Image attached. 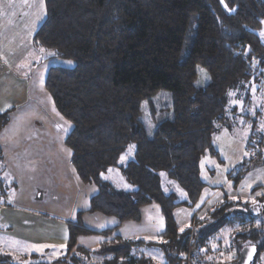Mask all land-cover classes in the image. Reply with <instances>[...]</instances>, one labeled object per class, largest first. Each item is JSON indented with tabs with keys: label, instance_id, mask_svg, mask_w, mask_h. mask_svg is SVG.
<instances>
[{
	"label": "trees",
	"instance_id": "trees-1",
	"mask_svg": "<svg viewBox=\"0 0 264 264\" xmlns=\"http://www.w3.org/2000/svg\"><path fill=\"white\" fill-rule=\"evenodd\" d=\"M44 7L31 43L73 63L49 66L43 85L70 124L64 143L72 167L82 183L97 188L87 211L137 222L142 206L157 204L164 218L153 240L114 239L105 250L77 246L71 252L76 237L89 233L77 218L79 226H69L67 251L51 264L153 263L137 249L142 245L155 248L165 264H215L222 260L214 259L212 247L220 248L225 229L237 250L255 244L257 260L264 249V205L260 211L251 205L264 196L251 202L223 197L192 214L184 227L174 210L198 202L205 186L199 162L206 151L217 154L212 137L228 121L229 89L262 83L264 42L257 31L264 0H44ZM8 120L9 111L1 112L0 129ZM250 122L247 146H260L264 128L256 129L255 118ZM126 153L130 157L120 162ZM112 168L130 189L117 190L103 178ZM161 172L184 198L164 189ZM7 186L0 176V201ZM30 257L28 264H49ZM0 264L20 263L0 251Z\"/></svg>",
	"mask_w": 264,
	"mask_h": 264
},
{
	"label": "crops",
	"instance_id": "crops-1",
	"mask_svg": "<svg viewBox=\"0 0 264 264\" xmlns=\"http://www.w3.org/2000/svg\"><path fill=\"white\" fill-rule=\"evenodd\" d=\"M13 1L0 0V113H10L0 129V176L9 188L0 201V251L18 258H58L67 251L69 226H79L77 218L89 233L76 237L71 252L77 246L105 250L104 245L109 247L114 239L125 243L156 238L164 229L157 204L142 206L137 222H120L113 216L87 211L97 188L82 183L70 163V150L64 143L70 124L56 112L43 87L49 65L41 63L31 33L27 37L30 46L19 57L5 44L14 37L8 34L12 25L25 18L27 24L32 20H28L23 4ZM110 228L113 231L104 232ZM90 235L98 237L88 243L86 236Z\"/></svg>",
	"mask_w": 264,
	"mask_h": 264
},
{
	"label": "rangeland",
	"instance_id": "rangeland-1",
	"mask_svg": "<svg viewBox=\"0 0 264 264\" xmlns=\"http://www.w3.org/2000/svg\"><path fill=\"white\" fill-rule=\"evenodd\" d=\"M15 2L18 6L23 4L24 10L27 11L26 14L30 16L28 20L31 18L35 21V23L31 24L32 20H29L27 24L25 18L21 23L18 22L16 25H12V28L8 30V34H12L14 37L11 41L6 40L5 44H8V49L19 57L30 46L29 40L27 39L28 34L31 33V37L34 33L36 29L34 25L37 27L38 23H40L44 17L45 7L44 0L42 6L41 0H15L12 3ZM37 20L38 22H36ZM262 22H264V20ZM257 32L264 42V23L261 24ZM34 48L36 50L38 49L36 47ZM38 50L41 54V63L43 64L68 67L73 65L70 60L49 57V53H44L40 49ZM26 69H24V72L27 71ZM261 81L262 83L259 84V82L251 80L248 83L229 89L227 93L228 105L226 117L228 121L219 124L212 137V145L217 154H210L206 151L201 157L199 162V177L205 186L200 193L198 202L193 207L190 208L180 205L174 210V218L179 227L188 225L192 214H201L205 209L211 207L223 197L239 200L241 202H251L264 196V142L261 141L259 143L260 146H258L256 142H253L251 146H247L250 132V119L255 118L257 120L256 129L258 131L264 128V78H262ZM256 139L257 136L255 140ZM127 154L129 153L121 156L120 162H125V160L130 157H127ZM237 175H239V178L236 181L235 177ZM160 177L164 189L174 192L179 200L184 198V193L177 184L169 181L163 172L160 173ZM103 178L117 190H128L131 188L130 184L124 180L119 171L115 168L109 169L104 173ZM40 190L36 192V195H38ZM9 192H11V189ZM228 235L229 229L221 231L218 236L221 240L220 248L217 244H213L212 249L217 250L213 254V257H215L214 259L228 261L235 258L233 255L234 253L237 254L238 250L230 243ZM95 236L98 237V235L86 236L88 243H90ZM152 239L155 238H149V240ZM136 248L137 247H133L134 250L140 249L139 251L143 252L144 255L152 258L155 263L153 262L150 264H165L155 248L149 249L145 245ZM8 255L11 261L20 264H28L33 260L30 256L18 258L11 257V253H8ZM40 259H42V257L39 258V260ZM95 259L96 258L93 260ZM101 259L103 258H100V260ZM43 260L51 264L58 259L49 257L47 259L43 258ZM61 261L66 260L62 258ZM68 262L69 261H67V263ZM188 263L192 264V262ZM78 264L84 263L79 262ZM255 264H264V249L259 252Z\"/></svg>",
	"mask_w": 264,
	"mask_h": 264
},
{
	"label": "water",
	"instance_id": "water-1",
	"mask_svg": "<svg viewBox=\"0 0 264 264\" xmlns=\"http://www.w3.org/2000/svg\"><path fill=\"white\" fill-rule=\"evenodd\" d=\"M264 205V202L261 200L255 201L251 205L256 211H260ZM258 253V248L255 244H245L241 246L236 254L234 259L228 261H222L215 264H255L256 256ZM57 264H68V263H57Z\"/></svg>",
	"mask_w": 264,
	"mask_h": 264
},
{
	"label": "snow or ice",
	"instance_id": "snow-or-ice-1",
	"mask_svg": "<svg viewBox=\"0 0 264 264\" xmlns=\"http://www.w3.org/2000/svg\"><path fill=\"white\" fill-rule=\"evenodd\" d=\"M43 5V0H41V6ZM262 23H264V22H262ZM122 159H123V157H122ZM163 225L161 224V227H162ZM181 231H183V229H181ZM35 247V246H34Z\"/></svg>",
	"mask_w": 264,
	"mask_h": 264
},
{
	"label": "built area",
	"instance_id": "built-area-1",
	"mask_svg": "<svg viewBox=\"0 0 264 264\" xmlns=\"http://www.w3.org/2000/svg\"><path fill=\"white\" fill-rule=\"evenodd\" d=\"M235 255H236V253H234V255H233V256H234V257H236Z\"/></svg>",
	"mask_w": 264,
	"mask_h": 264
}]
</instances>
